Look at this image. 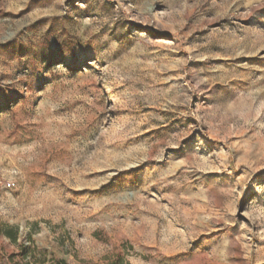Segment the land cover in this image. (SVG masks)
<instances>
[{
	"label": "rangeland",
	"instance_id": "rangeland-1",
	"mask_svg": "<svg viewBox=\"0 0 264 264\" xmlns=\"http://www.w3.org/2000/svg\"><path fill=\"white\" fill-rule=\"evenodd\" d=\"M0 264H264V0H0Z\"/></svg>",
	"mask_w": 264,
	"mask_h": 264
},
{
	"label": "built area",
	"instance_id": "built-area-1",
	"mask_svg": "<svg viewBox=\"0 0 264 264\" xmlns=\"http://www.w3.org/2000/svg\"><path fill=\"white\" fill-rule=\"evenodd\" d=\"M8 186L11 187L12 185L9 183Z\"/></svg>",
	"mask_w": 264,
	"mask_h": 264
}]
</instances>
